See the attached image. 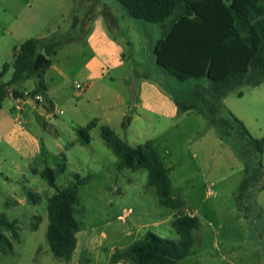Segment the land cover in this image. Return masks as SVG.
<instances>
[{
  "label": "rangeland",
  "instance_id": "374dc122",
  "mask_svg": "<svg viewBox=\"0 0 264 264\" xmlns=\"http://www.w3.org/2000/svg\"><path fill=\"white\" fill-rule=\"evenodd\" d=\"M101 2L122 9L116 0H0V72L6 62H12L14 49L27 39L57 36L68 44L84 38L86 29L81 22L101 6ZM101 10L105 12L104 7ZM94 15L93 31L86 35L81 46L71 47L74 49L71 60L65 61L66 54L53 59L63 64L66 72L65 77L54 70L48 74V78L54 80L51 88L55 108L51 106L39 116L32 106L41 103L33 94L26 98L28 103L24 104L23 111L19 110L12 94L7 95L0 107V214L5 213L9 220H16L21 234V241L14 243V253L0 255V264H105L112 249L126 248L147 232L179 240L172 227L174 210L161 205L157 189L147 185L148 169L119 170L114 159L119 158L103 140L100 125L91 130L89 146L80 142L72 145L78 138L76 130L93 119L101 121L107 116L112 126L120 129L122 118L119 105L113 103L115 99L96 102L97 92L86 99L85 93L81 97L74 86L75 81L86 84L82 68L93 53L89 40L92 42L90 45L96 47L94 50L99 55L96 57L100 64L115 66L122 58H119V50L107 47L99 34L103 14L96 10ZM152 25L159 27V24ZM139 34V42H147V35ZM137 52L138 60L146 61L151 76L166 82L153 70L151 61L154 54L143 48V44ZM124 67L113 70L112 76L119 78L125 72ZM100 68L97 69L100 71ZM13 72V67H10L0 78V83L9 82ZM104 74L106 77L109 75L106 68ZM32 80L24 78L15 86L28 88ZM173 80L171 86L175 94L185 101L194 100L197 88L207 93L210 87L207 79ZM122 85L117 80L110 87L123 93ZM222 102L225 105L223 115L230 117L231 111L253 136L264 137V79L257 85L240 84L230 88ZM109 105L112 108L109 109ZM203 118L195 112L171 120H141L132 124V132L147 129L149 135L146 136L154 140L160 152L168 147L186 160L183 168L170 169L175 183L174 195L185 199L184 212L187 209L195 212L199 226L193 231L192 254L179 264H264V154L252 153V147L238 135L237 130L232 131V140H222L215 128L207 129L204 125L206 117ZM19 119L25 127L18 124ZM124 124L128 125L127 119ZM162 132L166 135L161 136ZM130 136L134 144L136 140ZM58 142L71 146L59 153ZM42 147L49 151L46 158L41 154ZM232 147L237 153L243 149L245 157L240 158ZM97 155L103 156L106 162L97 163L94 160ZM194 155L198 158L193 159ZM64 156L66 160L68 158L67 167L56 178V184L64 188L75 181L76 174L81 177L78 185L81 204L76 215L81 231L78 249L70 262L56 259L51 252L47 240L48 201L55 194V189L48 186L40 175L45 166L55 167L56 158L62 163ZM260 161L263 166L259 165ZM246 163L259 178L249 188L240 207L233 194L237 193L245 177ZM128 178L132 179L129 183ZM28 191L38 194L35 202L28 199ZM140 193L146 195L140 197ZM207 195L210 196L206 200ZM143 207L147 208L148 214L140 221L147 227L139 237L129 235L122 216L130 215L131 208L139 212ZM158 221L162 222L160 227L154 225ZM35 225L39 229L33 231ZM206 256L209 257L207 261Z\"/></svg>",
  "mask_w": 264,
  "mask_h": 264
},
{
  "label": "trees",
  "instance_id": "16d2710c",
  "mask_svg": "<svg viewBox=\"0 0 264 264\" xmlns=\"http://www.w3.org/2000/svg\"><path fill=\"white\" fill-rule=\"evenodd\" d=\"M116 1L126 16L161 25L162 35L154 53L157 64L171 77L179 81L192 78H206L209 81L207 93L197 88L193 101H177L180 111L200 110L208 125L216 128L222 140H232L231 133L237 130L238 135L252 147V153L262 156L264 137L253 136L244 122L231 111L230 117L223 115L225 105L222 100L230 88L240 84L257 85L264 79V0ZM64 44L65 40L57 36L36 37L16 47L12 62H6L0 72L2 78L10 67L14 69L11 80L0 83V107L8 95L7 88L21 76L38 79L36 89L29 92V96L39 92L46 95L43 75L52 65L51 57ZM12 95L14 98L24 96L16 90ZM98 123V119H93L76 130L81 144L91 142L90 132ZM101 136L119 158V170L148 169L147 185L157 189L159 202L163 206L176 212L172 227L179 235V240H171L147 232L128 247L116 248L110 264L121 261L128 264H179L192 254L193 230L199 226L198 217L186 214L185 202L172 196L171 179L151 142L132 146L108 125L101 126ZM232 148L236 152L235 147ZM236 154L240 158L245 157L241 148ZM42 156H48L45 148L42 149ZM56 160L55 167L45 166L40 173L48 186L55 189V194L48 201L47 240L56 259L70 262L78 248V234L81 231L76 218L81 204L78 192L81 177L76 174L74 182L60 188L56 178L65 172L67 160L65 156L62 163L58 158ZM247 163L245 177L235 194L240 207L249 188L259 178ZM259 165L263 166L261 161ZM37 197L38 194L28 191L30 201L35 202ZM32 230H38V226L35 225ZM20 241L18 222L9 220L5 213H1L0 255L13 254L14 243Z\"/></svg>",
  "mask_w": 264,
  "mask_h": 264
},
{
  "label": "crops",
  "instance_id": "0c3cea01",
  "mask_svg": "<svg viewBox=\"0 0 264 264\" xmlns=\"http://www.w3.org/2000/svg\"><path fill=\"white\" fill-rule=\"evenodd\" d=\"M101 7L105 8V12L101 10ZM116 9V10H115ZM98 10V13L100 15L103 14V19L101 21V25L98 29L100 36L103 38V40L106 42V46H110L112 48H117L119 50V58L121 60H118V64L110 65L109 64H100L98 61L99 56L95 52V48L90 45L92 42L90 40L88 41V45L92 48V54L88 59V62L83 66L82 71H83V82H85L88 85L87 90L84 92L86 99H89L91 94H96V102L101 101L102 99L110 100V99H115L113 103L119 105V111H120V116L121 122L119 124L120 129L114 128L110 122V118L107 116H104L103 120L99 121L98 125H100V128L102 125H108L112 128L115 129L117 134L126 142H128L132 146H139L142 145L146 142H151L152 145L155 147L157 150L160 158L162 159L164 166L168 172V175L171 179L172 182V196L176 199L183 200L185 204L187 205V202L185 201L184 198H178L175 197L174 191H175V183L171 177L170 169H175L176 167H181L183 168L185 166L186 160L184 157H180L178 154L173 153L170 148H163V152H160L159 148L155 145L154 140L150 138L149 131L147 129L143 130H138L135 132H132V124L133 122L141 121V120H154V119H159V120H171L175 119L177 117H182L185 114L186 115H191L195 112L199 114L200 117H204V114L200 110H191L188 112H181L178 106L177 101L180 100V98L175 94L173 88L171 85H173V78L168 74V72L162 67H160L157 64L156 58H155V46L158 40L161 38L162 35V28L161 25L157 27L156 25H152V23H148L142 20H135L132 19L128 16H126L125 12L122 11V9L119 8H114L111 4L109 3H104L101 2V6L97 7L95 11ZM94 11V12H95ZM94 12L91 13L90 15L84 17V20L81 22L83 29L87 27V24L89 25V30H87L86 35L93 31L94 23H95V15ZM107 14V15H106ZM99 19V18H98ZM77 21V20H76ZM144 33L147 36V42L145 41L144 43L139 42V33ZM85 36L84 38H81L79 40H75L73 42H68V44H64L58 52L52 56V65L50 68L46 71V73L43 75V81L46 87V96L49 99L47 100V104H40L37 106H32L34 108V112H38L39 116H42L44 112H46V109L49 107L55 108V96L53 94V90L51 88V83L54 81L52 77L48 78V74L50 70H54L59 76L65 77L66 72H65V67L63 64L60 65V63L54 62V57L59 56L60 54H66V60L65 61H70V57L72 53L74 52V49H72V46H81V44L85 41ZM139 35V37H138ZM50 38V37H47ZM149 38V39H148ZM139 39V40H138ZM140 44H143V48L146 50H149L150 53L153 55L154 54V60L152 62V67L154 66L153 70H156L157 73L160 75V77H163L166 82H160L157 78L154 76H151V74L148 71V66L146 65V61H140L138 60L137 56L139 52H137V49L140 47ZM104 47V46H103ZM102 47V48H103ZM106 47V49H108ZM102 48L100 49V54H102ZM105 50V47H104ZM60 55V56H61ZM134 57V58H133ZM131 58H133L131 60ZM124 59V60H122ZM131 62V65H127V62ZM150 62V63H151ZM103 63V62H101ZM154 64V65H153ZM124 65V73L121 74L119 78H116L115 76H112V71L113 70H120L119 67ZM96 66H101L100 71L97 69L98 67ZM95 67V68H94ZM107 69V72L109 73L108 77L105 76L104 74V69ZM27 78L28 80H33L30 82L28 88H16L15 84L19 83L22 79ZM28 78L26 76H21L19 80H17L14 85H11L7 88V94H12L14 90L19 91L20 93H23L24 96L23 101L21 103H18L17 100L16 102L18 105L21 107V111L24 109V104L28 103L27 95L29 92L33 91L37 87L38 79L35 77ZM35 78V79H34ZM109 78V79H108ZM206 79V78H204ZM118 80V82H121L122 85V92H119L115 88L112 90L110 85L115 83ZM97 88V91H96ZM76 95V92H74ZM83 93L80 94V96ZM77 96V95H76ZM79 96V97H80ZM14 97V96H13ZM82 97V96H81ZM19 98V97H18ZM110 98V99H108ZM16 99V98H15ZM111 101V100H110ZM113 101V100H112ZM185 101V100H181ZM109 109L112 108L111 105L108 106ZM203 118V119H204ZM127 119L128 125L124 127V121ZM205 123L207 129L210 130L211 128H214L212 126L208 125L207 119L205 118ZM145 127V126H144ZM151 125H149V128ZM216 129V128H215ZM249 130V129H248ZM131 131V133H129ZM133 135L134 139L136 142L133 144L131 142V137ZM166 135L165 132L161 133V136ZM142 137H146L143 142L140 141ZM78 138L73 141L72 145L74 144H79ZM87 144L86 146H89ZM58 148H59V153H63L65 150L70 148L71 145H61L58 142ZM69 146V147H68ZM45 147H42V149ZM110 148V147H109ZM47 152L48 149L45 148ZM219 149V148H218ZM221 150V149H220ZM111 152H113L111 150ZM221 153L222 151H218ZM42 154V151H41ZM109 154L112 158H114L111 153ZM109 156V157H110ZM198 156L194 155L193 159H197ZM115 162L119 164V160L114 158ZM167 161H166V160ZM94 160L99 163L101 162L102 164L106 162L105 158L103 156L97 155ZM68 161V158H67ZM221 163L216 166L215 168L219 167ZM118 167V165H117ZM119 169V168H118ZM123 169H121L122 171ZM207 180V178H206ZM132 179L128 178V183L131 182ZM210 182V180H209ZM236 193L233 195L235 196ZM146 193H140V197L145 196ZM218 195V193H217ZM210 195L206 196V200L208 199ZM161 204V203H160ZM162 205V204H161ZM148 214V210L146 207L140 208V211L137 212L136 209L131 208V213L130 215L126 214L122 216L123 222L127 225L128 227V233L129 235H134L136 237H139V235H143V231L146 229L147 224L144 222L140 221V218H142L144 215ZM186 214L191 215V216H196L195 212H191L189 209H187ZM135 216V218L133 217ZM176 216V212L173 211L172 213V218L174 220ZM154 225L156 227H160L162 225L161 221L155 222ZM39 229V228H38ZM195 230V229H194ZM193 230V231H194ZM197 230V229H196ZM194 237V234H193ZM195 242V238H194ZM247 241H244L245 243ZM79 244V240H78ZM194 245V244H193ZM208 244H206L207 246ZM193 247V246H192ZM78 249V248H77ZM116 249V248H115ZM115 249H112L111 256L114 252ZM77 251V250H76ZM76 253V252H75ZM110 259L105 263V264H110ZM206 256V261L208 260ZM212 259H216V257H211ZM118 264H128L125 261H121Z\"/></svg>",
  "mask_w": 264,
  "mask_h": 264
},
{
  "label": "built area",
  "instance_id": "2783aa9c",
  "mask_svg": "<svg viewBox=\"0 0 264 264\" xmlns=\"http://www.w3.org/2000/svg\"><path fill=\"white\" fill-rule=\"evenodd\" d=\"M74 86H75V89L78 91V93H84L88 88L87 84H81L79 81H75ZM27 97H29V95H27ZM35 98L41 104H47V97L44 93L39 92V93L35 94ZM16 100L18 103H21V101H23V98L19 97V98H16ZM18 108H19V110H21L20 105H18ZM18 124L22 127H25V125L21 119L18 120Z\"/></svg>",
  "mask_w": 264,
  "mask_h": 264
}]
</instances>
